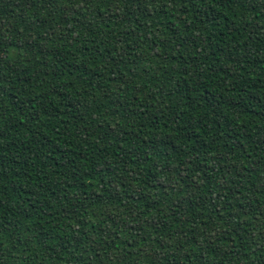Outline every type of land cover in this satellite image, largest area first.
I'll return each mask as SVG.
<instances>
[{
    "label": "trees",
    "instance_id": "trees-1",
    "mask_svg": "<svg viewBox=\"0 0 264 264\" xmlns=\"http://www.w3.org/2000/svg\"><path fill=\"white\" fill-rule=\"evenodd\" d=\"M0 264H264V0H0Z\"/></svg>",
    "mask_w": 264,
    "mask_h": 264
}]
</instances>
